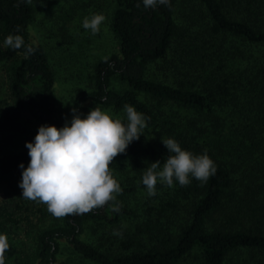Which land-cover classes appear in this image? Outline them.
Wrapping results in <instances>:
<instances>
[{
  "label": "trees",
  "instance_id": "16d2710c",
  "mask_svg": "<svg viewBox=\"0 0 264 264\" xmlns=\"http://www.w3.org/2000/svg\"><path fill=\"white\" fill-rule=\"evenodd\" d=\"M51 1V21L62 30L77 10L74 0H0L5 264H264V0H170L156 8L110 0L116 51L92 62L87 84L71 94L64 112L53 102L52 57L30 32L35 7ZM17 26L36 49L27 59L23 48L3 43ZM125 104L150 120L110 165L122 188L120 211L108 204L55 218L43 203L30 208L19 165H28L25 143L34 141V131L70 125L73 108L83 118L95 106L126 123ZM168 138L194 154L206 151L217 170L206 183L158 181L149 196L142 176L150 163L166 159L161 141ZM11 206L30 212L24 230L30 242L23 239L17 252L11 234L18 216Z\"/></svg>",
  "mask_w": 264,
  "mask_h": 264
},
{
  "label": "clouds",
  "instance_id": "9594fccd",
  "mask_svg": "<svg viewBox=\"0 0 264 264\" xmlns=\"http://www.w3.org/2000/svg\"><path fill=\"white\" fill-rule=\"evenodd\" d=\"M22 2L32 3V0ZM142 2L145 8L170 4V0ZM105 20L104 14L93 13L83 19L82 27L95 35ZM20 31L17 26L16 34L7 35L3 43L13 50L23 48L27 59L36 49L33 44L25 43ZM72 112L70 125L67 122L61 128L41 125L34 141L25 143L30 159L27 167L19 165L22 197L45 204L55 218L87 214L108 204L112 205V211L119 212L122 205L117 196L122 193V188L110 165L118 155L126 152L129 144L140 138L150 117L130 104L124 105L126 123L99 106L90 109L83 118L75 108ZM161 142L168 156L163 162L150 163L142 176L149 196L155 195L158 181L169 187L175 181L183 187L192 179L206 183L215 175L217 166L206 151L194 154L183 149L174 138ZM114 234L120 235L119 232ZM9 250L7 235L0 234V264H5Z\"/></svg>",
  "mask_w": 264,
  "mask_h": 264
},
{
  "label": "rangeland",
  "instance_id": "374dc122",
  "mask_svg": "<svg viewBox=\"0 0 264 264\" xmlns=\"http://www.w3.org/2000/svg\"><path fill=\"white\" fill-rule=\"evenodd\" d=\"M87 1L74 0L77 10L62 30L58 29L53 20L51 21L56 9L55 1L35 7L30 24L33 39L35 40V37H38V40L47 46L52 57L51 61L55 75L53 102L60 112H64L68 108L71 94L87 84L86 73L92 62L116 51V41L109 29L112 2L110 0ZM93 13H102L106 16L100 32L95 35L82 27L83 19L90 17ZM36 131H34L33 138ZM23 199L31 205L30 208L40 205L38 202ZM1 204H3L2 201ZM41 208L43 209V207ZM9 211L18 216L16 217L18 219L17 226L11 234L13 235V250L17 252L24 246L23 239L26 241L28 238L25 236L24 230L30 229V226H27V224H30V220L25 221L26 217L30 218V212L27 206H19L17 209L11 206ZM39 227L42 226L38 224L36 228ZM62 252V257H66V249H63ZM72 262L73 264H86L76 259ZM10 264H21V262L20 260H14Z\"/></svg>",
  "mask_w": 264,
  "mask_h": 264
}]
</instances>
